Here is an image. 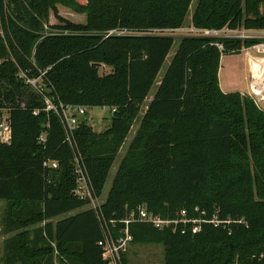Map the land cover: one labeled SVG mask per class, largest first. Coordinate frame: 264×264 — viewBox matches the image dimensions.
Masks as SVG:
<instances>
[{"label":"trees","instance_id":"obj_1","mask_svg":"<svg viewBox=\"0 0 264 264\" xmlns=\"http://www.w3.org/2000/svg\"><path fill=\"white\" fill-rule=\"evenodd\" d=\"M191 2L0 0V122L7 114L11 128L9 142L0 137V199L6 201L5 231H19L4 241L2 264H106L98 244L102 220L73 193V152L60 119L43 110L42 96L25 79L43 73L41 83L55 102L86 113L108 109L110 124L102 131L92 129L86 113L75 130L100 196L175 43L174 36L154 32L181 28ZM61 6L84 21L67 18ZM191 23L262 30L264 0H198ZM261 42L178 38L101 203L116 235L139 205L163 218L185 208L201 219L196 232L190 222L175 230L129 224L131 243L163 245L164 264H264V110L248 94L222 91L218 79L223 54ZM47 160L57 167L45 166ZM214 213L218 225L205 221Z\"/></svg>","mask_w":264,"mask_h":264},{"label":"built area","instance_id":"obj_2","mask_svg":"<svg viewBox=\"0 0 264 264\" xmlns=\"http://www.w3.org/2000/svg\"><path fill=\"white\" fill-rule=\"evenodd\" d=\"M246 33V34H245ZM0 35L2 31L0 30ZM190 35L196 36H205V37H214V38H254L253 36L248 35L247 29H230L223 27L220 29L213 28H195L193 27L190 30ZM220 47V45H219ZM250 48L259 51V49L264 48V43H257L251 47L244 48L247 52ZM250 66L253 73V78L251 81V91L250 96L255 100H264V56H252L250 57ZM255 66L261 68V75L259 76ZM43 75V73H41ZM41 75L35 79L26 78L25 82L28 83L31 88L39 93L42 96L43 101V110L46 112L55 113L63 126L65 133L66 141L71 146L74 159V173L76 175V186L73 190L75 196L80 199L87 200L90 208H93L99 220H102L103 225V238L98 241V244L101 246L104 252V259L106 264H124L123 263V253L127 249L128 245L132 241V236L129 232V224L135 221H145L151 223L154 227L162 229L165 227H173V230L176 229L178 223H192V232H196L199 229V224L201 219H195L189 216L185 208L177 211L174 218H163L158 214H155L146 209L145 206L139 205L136 209L131 210L126 218H124L123 223L124 227L119 229L118 235L114 234L109 225L104 220L101 213V203L100 197L95 194L94 186L88 175L85 162L81 155V152L78 149V145L75 142V130L78 127L80 118L85 115L86 108L83 106H70L65 105L62 102H55L49 95L46 88L41 83ZM256 97V98H255ZM257 101V100H256ZM114 109H112V112ZM37 110L34 111L36 115ZM48 124H46L47 126ZM11 136V128L8 122V115L3 114L0 122V137L2 141L9 142ZM46 133L42 132L39 136V140L43 141L45 139ZM45 166L56 168V161H45ZM196 210H198L196 208ZM204 213V211H202ZM206 222H210L214 225H218L221 221L217 218V215L214 213L212 217ZM115 222H112V224ZM114 226V225H113Z\"/></svg>","mask_w":264,"mask_h":264},{"label":"rangeland","instance_id":"obj_3","mask_svg":"<svg viewBox=\"0 0 264 264\" xmlns=\"http://www.w3.org/2000/svg\"><path fill=\"white\" fill-rule=\"evenodd\" d=\"M197 2L198 0H192L190 8H189V13L186 16L185 22L181 28L176 29V30H165V31H159V32L155 31L154 32V33H159V34L171 35V36H174L176 39H175V43L173 47L171 48L170 52L168 53L163 63V66L161 67L157 75V78L153 86L151 87L149 96L150 95L152 96L154 94L162 76L164 75V72L176 49L178 38L182 35H190V30L193 28L192 23H191V17H192V13L196 7ZM65 9L67 11H65ZM60 10L62 14L66 15L67 18L73 21H76V22L84 21L83 14L74 13L70 9L63 7V6L60 7L59 11ZM53 19L54 18H51L52 21H54ZM239 30L243 31L244 29H239ZM247 33L248 35L253 36V37L255 36L262 37L264 36V29L258 30V32L257 31L256 32L247 31ZM249 51L250 53H254V54H257L258 52L257 50H249ZM246 52L247 51L245 49H242L239 53H229V54H223L221 56L220 61H219L218 79H219V86L224 91L226 92H232V91L247 92V89H248L247 79H248V76H250V74L248 73V68H247V63H246L247 59L245 58ZM246 85H247V88H246ZM256 100L255 102L258 104V106L264 110V100H259L258 98H256ZM146 102L144 103V106L141 108L137 118L133 122L128 135L122 139V143L116 154L112 167L108 173L102 193L99 196L100 200L102 201L106 198V195L111 186L112 179L114 177L116 169L122 157L126 154L128 150L130 141L133 137L134 132L136 131V128L138 127L140 118L144 112ZM109 117L110 115H109V111L107 108L100 107V106H94L88 109V112L85 115V120L92 127L94 131L100 132L110 124ZM2 142L7 143V141H2ZM88 207H90V205H86L83 208H88ZM0 211H1V207H0ZM66 215L68 214L62 215L61 217L66 216ZM123 255L125 259V263L123 261L124 264H164V247L161 243H157V242L130 243L127 249L125 250V252L123 253ZM55 261H57V259Z\"/></svg>","mask_w":264,"mask_h":264},{"label":"crops","instance_id":"obj_4","mask_svg":"<svg viewBox=\"0 0 264 264\" xmlns=\"http://www.w3.org/2000/svg\"><path fill=\"white\" fill-rule=\"evenodd\" d=\"M263 30V29H262ZM247 31H254V32H258V30H247ZM254 38H258V39H264V36L262 37H254ZM250 50H255V49H251ZM252 56H264V48L262 49H259V51L257 52V54H254V53H250V51L246 52L245 53V58L247 59V68H248V73L250 74V76H248V82H247V85H248V89H247V92H240L242 94H248L250 95V91H251V81H252V78H253V73H252V70H251V66H250V57ZM247 85H246V88H247ZM222 91H224L222 89ZM226 92V91H224ZM153 96V95H152ZM152 96L148 95V97L146 98L145 102L146 104L150 101V99L152 98ZM0 207H1V211H0V264H2V260L4 259L5 257V250H4V244H5V240L8 239L9 237H12L14 234L18 233L17 231H5V227L3 226V222H2V218H3V212H4V208L6 206V201L4 200H1L0 199ZM36 225L32 226L33 228L35 227ZM33 235V234H32ZM30 234V236H32ZM17 256V255H16Z\"/></svg>","mask_w":264,"mask_h":264},{"label":"bare ground","instance_id":"obj_5","mask_svg":"<svg viewBox=\"0 0 264 264\" xmlns=\"http://www.w3.org/2000/svg\"><path fill=\"white\" fill-rule=\"evenodd\" d=\"M256 68H255V70H257V73H258V75L260 76L261 75V68H258V66H255Z\"/></svg>","mask_w":264,"mask_h":264}]
</instances>
